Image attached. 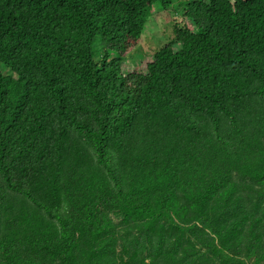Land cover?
Instances as JSON below:
<instances>
[{
	"label": "trees",
	"instance_id": "obj_1",
	"mask_svg": "<svg viewBox=\"0 0 264 264\" xmlns=\"http://www.w3.org/2000/svg\"><path fill=\"white\" fill-rule=\"evenodd\" d=\"M175 3L195 29L122 72ZM241 256L264 264V0H0V264Z\"/></svg>",
	"mask_w": 264,
	"mask_h": 264
},
{
	"label": "rangeland",
	"instance_id": "obj_2",
	"mask_svg": "<svg viewBox=\"0 0 264 264\" xmlns=\"http://www.w3.org/2000/svg\"><path fill=\"white\" fill-rule=\"evenodd\" d=\"M173 24H183L195 29L178 4H172L165 9L153 7L150 16L144 24L138 43L132 47L130 52L125 53L123 56L120 64L121 71L125 73L134 69L144 70L145 63L151 60L154 49L170 40ZM172 46L177 48V44ZM241 259H243L245 264H253L251 258L241 256Z\"/></svg>",
	"mask_w": 264,
	"mask_h": 264
}]
</instances>
